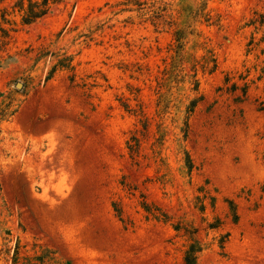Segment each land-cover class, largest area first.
Returning a JSON list of instances; mask_svg holds the SVG:
<instances>
[{"label": "rangeland", "instance_id": "obj_1", "mask_svg": "<svg viewBox=\"0 0 264 264\" xmlns=\"http://www.w3.org/2000/svg\"><path fill=\"white\" fill-rule=\"evenodd\" d=\"M16 1L0 264H264V0Z\"/></svg>", "mask_w": 264, "mask_h": 264}, {"label": "trees", "instance_id": "obj_2", "mask_svg": "<svg viewBox=\"0 0 264 264\" xmlns=\"http://www.w3.org/2000/svg\"><path fill=\"white\" fill-rule=\"evenodd\" d=\"M27 6L25 9H23V0H17L13 7L17 8V10L20 12L22 11V16L21 20L22 23L25 25H28L32 22H34L37 19H40L49 12L51 7L57 6L60 3V0H40L38 1H33V0H27ZM185 38H183L182 33L179 31H175L173 33V40L175 41L177 48H180V45L182 41ZM64 61H60L58 64L61 67L63 66ZM6 108L0 109V119L5 116L6 113ZM199 249H196L195 245L192 243L189 245V247L186 249L184 252L183 256V264H196L195 259H196V254L199 252Z\"/></svg>", "mask_w": 264, "mask_h": 264}, {"label": "water", "instance_id": "obj_3", "mask_svg": "<svg viewBox=\"0 0 264 264\" xmlns=\"http://www.w3.org/2000/svg\"><path fill=\"white\" fill-rule=\"evenodd\" d=\"M17 87H20L19 85H17Z\"/></svg>", "mask_w": 264, "mask_h": 264}]
</instances>
